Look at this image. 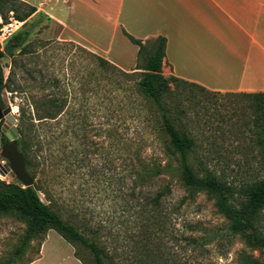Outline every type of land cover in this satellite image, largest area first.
Returning <instances> with one entry per match:
<instances>
[{
    "label": "rangeland",
    "instance_id": "rangeland-1",
    "mask_svg": "<svg viewBox=\"0 0 264 264\" xmlns=\"http://www.w3.org/2000/svg\"><path fill=\"white\" fill-rule=\"evenodd\" d=\"M17 1L20 14L27 10L21 3L36 7L38 14L19 30L24 44L1 61L5 77L13 70L22 86L2 93L3 107L16 110L14 129L19 137L24 133L39 162L37 174L50 196L40 192L42 201L96 242L106 264H264V210L253 240L252 231L230 230L213 196L205 191L191 196L183 184L179 156L160 127L158 109L136 93L144 72L98 69L86 46L61 38V25L46 0ZM13 16L8 14V23ZM8 41L0 40L2 50ZM26 44L30 52L21 57ZM149 49L143 59L151 54ZM14 57L25 72L13 66ZM231 94L172 80L164 99L176 128L197 141L191 155L197 176L218 175L235 192L230 205L241 209L245 191L264 180L263 149L248 99ZM45 98L65 104L55 120H36L34 102L41 112ZM5 123L0 121V133ZM0 164H8L1 154ZM145 164L169 167V172L146 179ZM0 181L19 183L13 173L0 175ZM26 230L17 215L0 218V264ZM35 261L91 264L93 255L49 230L34 238L15 264Z\"/></svg>",
    "mask_w": 264,
    "mask_h": 264
},
{
    "label": "crops",
    "instance_id": "crops-1",
    "mask_svg": "<svg viewBox=\"0 0 264 264\" xmlns=\"http://www.w3.org/2000/svg\"><path fill=\"white\" fill-rule=\"evenodd\" d=\"M46 3L61 25V38L86 46L124 72L136 70L139 53L127 35L143 43L164 37L165 76L210 91L264 92L263 0Z\"/></svg>",
    "mask_w": 264,
    "mask_h": 264
},
{
    "label": "trees",
    "instance_id": "trees-1",
    "mask_svg": "<svg viewBox=\"0 0 264 264\" xmlns=\"http://www.w3.org/2000/svg\"><path fill=\"white\" fill-rule=\"evenodd\" d=\"M17 0H0V17L3 24L8 22V14L14 12L13 18L18 21L25 22L31 18L36 12V7L24 5L27 10L20 14L18 12ZM17 4V5H16ZM7 12V13H6ZM7 14V15H6ZM0 23V30L3 27ZM18 31L13 35L12 40L21 47L24 42V35ZM131 42L139 47L138 65L136 70L131 74H137L140 71L144 72L141 78L135 85L136 93L140 92L147 103L153 104L159 111V124L163 133L169 139L170 149L179 156L180 172L184 186L190 191L191 196L194 193L205 191L213 196L217 201L219 211L230 221V230L234 233H248L252 231L253 240L257 238L256 224L259 214L264 210V180L257 182L245 191L247 197L246 202L241 209H236L230 205V199L235 195L233 189L224 185L216 174H207L205 177H198L191 164V155L196 152L197 141L189 133L180 131L176 128L173 118L169 114V108L165 102V92L169 91V82L180 81L172 77L170 80L163 75V63L166 57L167 40L160 37L156 40L147 41L143 43L134 37L127 35ZM147 46H150L148 53L149 57H145ZM31 45L26 44L20 51L19 56L23 57L30 52ZM90 52V51H87ZM93 60L96 62L98 69L107 72H114L118 69L111 62L105 58L90 52ZM5 54L0 45V105L3 107L4 101L2 93L7 90L14 92L17 89H22V86L15 82L16 73L12 70L6 78L2 59ZM13 66L25 72L24 65L17 64L16 57L13 58ZM144 61L143 65L141 62ZM12 66V67H13ZM124 72V71H123ZM27 73V71H26ZM124 74V73H123ZM129 77V73H125ZM231 95L240 96L248 99L249 108L253 114V128L257 136V141L262 147L261 156L264 163V92L256 93H232ZM43 109L40 112L37 109V104L34 102L36 110V120L44 121L45 119L55 120L60 114L64 112V103L57 100L43 99L41 102ZM21 133V132H20ZM16 140L19 150L24 154L27 161L28 172L34 177L39 178L38 184L40 192L50 196L45 189L43 180L37 174V166L39 162L32 157L31 149L24 133ZM5 141H8L5 137ZM169 172V167H160L158 165L145 164L143 167L144 178H157ZM264 179V176L262 177ZM170 193V188L166 189ZM163 193L158 195L161 198ZM7 215H17L27 225L26 233L22 236L18 246L15 248L11 256L1 264H15L17 260L21 259L28 250L30 243L34 238L46 233L49 230L56 231L60 236L72 244H81L89 249L93 255V262L91 264H106V255L104 250L98 244L85 234L80 232L69 221L64 220L62 214L54 209L51 204H46L42 201L40 193H37L33 187L24 188L19 183H7L0 181V218Z\"/></svg>",
    "mask_w": 264,
    "mask_h": 264
},
{
    "label": "water",
    "instance_id": "water-1",
    "mask_svg": "<svg viewBox=\"0 0 264 264\" xmlns=\"http://www.w3.org/2000/svg\"><path fill=\"white\" fill-rule=\"evenodd\" d=\"M16 46V40L8 41L3 49L4 54L12 57ZM13 112L14 109L11 106L4 108L0 105V121H6L2 128V133L8 140L2 144V133H0V154L8 162L6 165L0 164V175L13 173L24 188L33 187L37 193H40L39 185L36 179L28 172L26 158L17 145L16 140L19 136L14 129L16 119Z\"/></svg>",
    "mask_w": 264,
    "mask_h": 264
},
{
    "label": "built area",
    "instance_id": "built-area-1",
    "mask_svg": "<svg viewBox=\"0 0 264 264\" xmlns=\"http://www.w3.org/2000/svg\"><path fill=\"white\" fill-rule=\"evenodd\" d=\"M0 23L3 24L2 18L0 17ZM24 22L18 21L12 18L9 23L3 24L0 30V40L1 42H7L10 40L15 33H17L23 26Z\"/></svg>",
    "mask_w": 264,
    "mask_h": 264
},
{
    "label": "flooded vegetation",
    "instance_id": "flooded-vegetation-1",
    "mask_svg": "<svg viewBox=\"0 0 264 264\" xmlns=\"http://www.w3.org/2000/svg\"><path fill=\"white\" fill-rule=\"evenodd\" d=\"M6 142H7V141H4V142H3V141H2V138H1V143H2V144L6 143Z\"/></svg>",
    "mask_w": 264,
    "mask_h": 264
},
{
    "label": "bare ground",
    "instance_id": "bare-ground-1",
    "mask_svg": "<svg viewBox=\"0 0 264 264\" xmlns=\"http://www.w3.org/2000/svg\"><path fill=\"white\" fill-rule=\"evenodd\" d=\"M14 111H16V110L14 109Z\"/></svg>",
    "mask_w": 264,
    "mask_h": 264
}]
</instances>
